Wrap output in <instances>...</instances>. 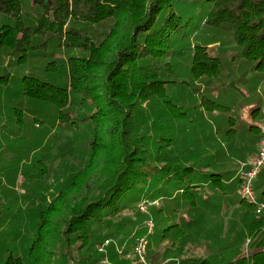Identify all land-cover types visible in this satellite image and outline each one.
<instances>
[{"label": "trees", "instance_id": "16d2710c", "mask_svg": "<svg viewBox=\"0 0 264 264\" xmlns=\"http://www.w3.org/2000/svg\"><path fill=\"white\" fill-rule=\"evenodd\" d=\"M174 2L0 0V53L17 65H27L32 56L37 59L42 75L22 78L24 94L53 107L54 134L68 141L75 135L86 150L81 155L85 171L91 170L78 191L70 194L71 178L69 184H59L50 202L38 206L37 227L24 259L11 257L8 264H24L23 260L46 264L52 237L66 245L70 264H105L108 255L116 264H136L134 258L141 263L136 256L120 260L114 243L106 252L96 246L122 234L123 211L133 207L130 194L150 186L162 190L163 197L179 193L187 209L182 221L173 222L163 207L153 210L157 243L167 245L149 243L147 264H264V219L255 213L258 204L242 196L235 210L240 223L236 234L223 237L217 230L207 237L204 250L196 244L195 251L184 256L190 233L205 219L186 213L208 203V190L218 201L217 196L232 187L225 173L208 170L214 163L193 165L194 152L178 151L180 129L183 133L184 127L196 128L195 115L170 97L175 85L225 84L231 90L229 101L216 96V88L205 90L196 114L217 113L230 141L238 134L232 114L237 96L248 101L256 96L249 109L248 133L261 139L263 127L256 119L264 116V0H207L209 11L195 29L192 17L177 12ZM194 30H208L215 43L233 41L236 51L227 66L240 75L227 76V56L212 53L215 43L181 46ZM11 61H6V69ZM178 61L187 63L189 79L179 77ZM11 76L10 72L0 77V87L9 84ZM238 184L242 185L241 178ZM263 199L264 192L259 201ZM244 243L247 254L242 251ZM75 244L78 256L70 252Z\"/></svg>", "mask_w": 264, "mask_h": 264}, {"label": "rangeland", "instance_id": "374dc122", "mask_svg": "<svg viewBox=\"0 0 264 264\" xmlns=\"http://www.w3.org/2000/svg\"><path fill=\"white\" fill-rule=\"evenodd\" d=\"M174 9L181 15L192 17V29L199 26L198 22L203 19L208 11L207 0H175ZM191 34V33H189ZM208 30H194L188 40L181 44H199L215 43ZM217 42L211 50L214 55H223L226 57L225 73L227 76L240 75L235 67H228L230 54L236 51L235 45L231 40L217 39ZM221 43V45H219ZM217 44V45H216ZM184 47V46H183ZM229 54V55H228ZM11 61L6 55L0 53V77L6 73L12 74L9 84H2L0 87V264H8L9 259L13 260L26 254L30 239L33 237L38 222V206L50 202L53 195L57 192L60 183L69 184L72 178L74 183L70 186V194L78 191L77 188L85 183L91 170L85 171V164L82 162L81 155L86 153L78 145L74 135L73 141H68L64 137H57L54 134L55 117L54 109L50 105L42 106L38 101L29 95L24 94L22 78L24 76L42 75V70L36 68L38 61L33 56L27 65H17L11 61L10 66L6 69L5 63ZM179 77L189 79L187 63L178 61ZM227 80V79H226ZM200 88V92L197 91ZM216 88L215 95L220 98H226L229 101L230 89L219 83L210 84L207 88L201 82L196 81L191 87L186 84L175 85L170 89V97L176 105L182 106L190 114L194 113L196 128L184 127L180 129L178 151L194 152L190 159L191 164L202 166L210 161L212 164L208 170H215L225 173V181L232 188L227 194H219L214 197L212 194L211 184L206 192L208 203H200L198 209L186 213L187 216H200L204 221L200 227L190 234L191 242L185 248V255L195 251L193 245H203L207 243L208 236L215 235L217 230H221L223 237H230L240 229V223L235 220V210L238 206L239 196H241V186L238 184L242 171L247 168V162L258 152L260 139L258 135L248 133V125L251 120L249 109L251 103L258 98L251 97L250 100L237 96V105L232 109V114L236 118V129L238 134L233 139L225 137L226 124L221 121L217 113H207L202 111L203 115L196 114L199 110L201 96L211 92ZM206 90V91H205ZM205 91V92H204ZM256 95L261 94L260 87L256 90ZM254 94V93H253ZM229 95V96H228ZM228 96V97H227ZM254 99V100H253ZM253 101V102H252ZM161 105L157 103L155 109L160 113ZM263 112H264V104ZM196 107V108H194ZM42 126L38 127V122ZM260 124L264 122V116L256 119ZM181 125V124H180ZM184 124H182L183 126ZM180 152V153H181ZM264 184V169L255 181L254 192L258 202L262 197ZM145 186V185H144ZM147 187V185H146ZM219 197L221 201H219ZM132 208H126L121 218L124 219L125 227L118 237H107L112 239L114 244L127 242L126 253L129 259L134 256L131 253L133 234L138 231H145V222L153 220L156 224L154 234L149 239L153 246L164 247V243H157L158 236L155 232L158 230L157 221L153 210L159 207L165 209V214L171 217V222L182 221V215L187 206L182 202L180 194L176 193L171 197H163V191L156 186H150L144 192H137L136 195L130 194ZM148 203V211L140 210L141 202ZM264 203V199L262 200ZM215 205H217L215 207ZM258 206V205H257ZM255 210L257 217L264 219V212L259 213ZM176 209V213L173 212ZM186 216V217H187ZM206 216V217H205ZM168 217V216H167ZM120 218V219H121ZM207 219V220H206ZM119 221L116 223L119 224ZM103 234L108 229L101 231ZM124 241H121V238ZM105 239V240H106ZM247 244L244 243L242 251L247 254ZM75 244L70 252L78 256ZM99 252L100 245H97ZM107 248V246H106ZM50 254L46 264H55L64 262L70 264L71 255H67V247L63 242L58 241V237H52L49 244ZM199 251V250H198ZM70 258L71 260H69ZM109 261L116 264L111 256L108 255ZM120 260L128 258L118 257ZM24 259V258H23ZM68 259L69 262H65ZM78 259V257H77ZM76 262V259L73 260ZM24 264H29L23 260ZM136 264H142L134 258ZM146 261L143 264H147ZM13 264V263H10Z\"/></svg>", "mask_w": 264, "mask_h": 264}, {"label": "built area", "instance_id": "2783aa9c", "mask_svg": "<svg viewBox=\"0 0 264 264\" xmlns=\"http://www.w3.org/2000/svg\"><path fill=\"white\" fill-rule=\"evenodd\" d=\"M263 127L262 136L260 139L258 152L255 156H252L249 161L247 162V168L242 171L241 179V196L246 201H250L253 203L258 204L257 211L259 213L264 212V203L258 202L255 197L254 192V185L255 181L260 175L261 171L264 169V122L261 123ZM140 210L142 212L148 211V203L146 201L141 202ZM156 224L153 220H147L145 222V231L142 234H134L133 242L131 245V253L138 258L141 263H145L147 261V251H148V244L149 239L154 234ZM112 239H107L101 245L100 250L106 252V246H108ZM127 242L125 241L122 244H115V249L117 253L124 258H128L129 255L126 253ZM105 264H112L109 261L108 256L102 261ZM73 264V263H72Z\"/></svg>", "mask_w": 264, "mask_h": 264}, {"label": "crops", "instance_id": "0c3cea01", "mask_svg": "<svg viewBox=\"0 0 264 264\" xmlns=\"http://www.w3.org/2000/svg\"><path fill=\"white\" fill-rule=\"evenodd\" d=\"M262 192H264V184H263V190H262Z\"/></svg>", "mask_w": 264, "mask_h": 264}]
</instances>
